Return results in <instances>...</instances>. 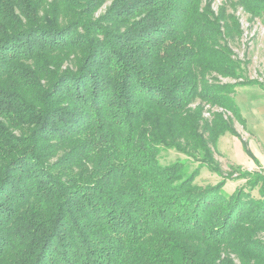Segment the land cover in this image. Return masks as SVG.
<instances>
[{"label":"trees","instance_id":"trees-1","mask_svg":"<svg viewBox=\"0 0 264 264\" xmlns=\"http://www.w3.org/2000/svg\"><path fill=\"white\" fill-rule=\"evenodd\" d=\"M108 1L0 0V264H264V173L224 177L237 133L204 117L243 121L235 89L264 90L229 46L238 19L210 0L96 17ZM232 7L264 22V0Z\"/></svg>","mask_w":264,"mask_h":264},{"label":"rangeland","instance_id":"rangeland-1","mask_svg":"<svg viewBox=\"0 0 264 264\" xmlns=\"http://www.w3.org/2000/svg\"><path fill=\"white\" fill-rule=\"evenodd\" d=\"M208 0H204L206 3ZM212 1V9L215 13L223 7L228 8L229 13L234 14L239 21L241 35L233 40H229V46L235 54V58L243 63L245 69V78L248 80H258L264 85V22L260 19L254 21L247 15L241 8L234 9L232 3L236 0H210ZM112 0H109L100 11L96 14V17L105 14L107 9L110 7ZM211 78V77H210ZM221 84H235L236 81L232 79H218ZM214 83L215 81L212 80ZM241 82V81H240ZM245 88H254V90L264 93V90L259 86H238L235 89L234 97H240L243 100H247L249 94H244ZM214 112H222L225 114L226 119H230L233 124L237 135L226 134L223 137L226 139L219 140L217 146L216 155L217 164L221 169V173L224 177L231 176L236 177L242 172L249 171L246 166L242 165L236 157V144L241 143L243 145L249 143V136L254 135L253 131L249 127L248 118L243 121L236 120L232 114L225 113L218 108L206 107L204 117L211 119ZM228 139V140H227ZM248 147V144H247ZM249 149V148H248ZM246 152V151H245ZM251 152V151H250ZM248 155V154H247ZM249 156V155H248ZM250 157V156H249ZM251 158V157H250ZM254 159V157L252 158ZM177 160H187V158L176 152V151H163L160 156V161L163 165L173 163ZM197 163L190 161V169L194 170L197 168ZM238 168V169H237ZM250 172H261L264 173V168H260L256 171ZM221 177L215 173L210 172L208 169L203 168L200 176L197 178V183L202 186L215 185L221 181ZM244 181H233L227 179V184L224 187L228 193H233ZM261 240L264 242V234L261 236Z\"/></svg>","mask_w":264,"mask_h":264},{"label":"crops","instance_id":"crops-1","mask_svg":"<svg viewBox=\"0 0 264 264\" xmlns=\"http://www.w3.org/2000/svg\"><path fill=\"white\" fill-rule=\"evenodd\" d=\"M245 93L249 94L247 100L237 96L234 99L243 120L248 118L249 127L254 132L253 136L248 135L249 143L247 142L254 159L247 155L241 143L239 146L236 144V157L249 171H256L264 168V93L258 92L254 88H245Z\"/></svg>","mask_w":264,"mask_h":264}]
</instances>
